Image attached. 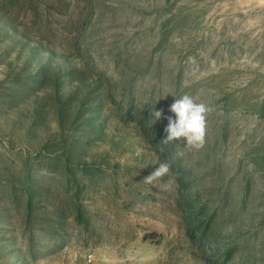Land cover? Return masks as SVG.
Listing matches in <instances>:
<instances>
[{
	"label": "rangeland",
	"instance_id": "374dc122",
	"mask_svg": "<svg viewBox=\"0 0 264 264\" xmlns=\"http://www.w3.org/2000/svg\"><path fill=\"white\" fill-rule=\"evenodd\" d=\"M0 264H264V0H0Z\"/></svg>",
	"mask_w": 264,
	"mask_h": 264
},
{
	"label": "clouds",
	"instance_id": "9594fccd",
	"mask_svg": "<svg viewBox=\"0 0 264 264\" xmlns=\"http://www.w3.org/2000/svg\"><path fill=\"white\" fill-rule=\"evenodd\" d=\"M167 95L159 99L165 98ZM169 111L174 114V117H166L168 124L165 127V133L167 135L163 141L165 143H173L175 140L184 138L186 139L187 146L195 149L202 148L205 142L206 115L210 111L209 107L204 103H198L193 96L185 94L174 100L170 105ZM150 115L152 124H154L157 120L161 119L162 110L153 108ZM154 163H157L159 166L144 178L147 183L170 174L171 166L168 162L156 161Z\"/></svg>",
	"mask_w": 264,
	"mask_h": 264
},
{
	"label": "trees",
	"instance_id": "16d2710c",
	"mask_svg": "<svg viewBox=\"0 0 264 264\" xmlns=\"http://www.w3.org/2000/svg\"><path fill=\"white\" fill-rule=\"evenodd\" d=\"M72 155H74V156H78V154H72ZM75 181H76V179H73V180L69 179V180H68V182H71V183H73V182H75Z\"/></svg>",
	"mask_w": 264,
	"mask_h": 264
}]
</instances>
